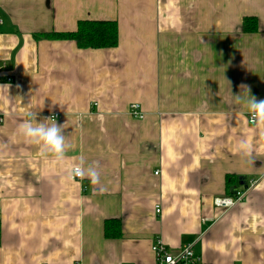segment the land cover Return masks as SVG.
<instances>
[{
  "label": "crops",
  "instance_id": "crops-1",
  "mask_svg": "<svg viewBox=\"0 0 264 264\" xmlns=\"http://www.w3.org/2000/svg\"><path fill=\"white\" fill-rule=\"evenodd\" d=\"M80 20L115 21L116 45L45 36ZM241 85L264 99V0H0V264H154L159 238L264 264V123ZM29 110L56 116L63 155L17 139Z\"/></svg>",
  "mask_w": 264,
  "mask_h": 264
},
{
  "label": "clouds",
  "instance_id": "clouds-1",
  "mask_svg": "<svg viewBox=\"0 0 264 264\" xmlns=\"http://www.w3.org/2000/svg\"><path fill=\"white\" fill-rule=\"evenodd\" d=\"M241 88L246 89V93L241 95L237 93L234 95V99L237 101H243L247 106L250 116V122L255 124L257 121L264 123V99L257 98L251 94V89L248 86L241 85ZM26 119L20 124L17 131V139L21 142L38 145L43 153H52L57 156H61L64 153L65 137L62 133L61 126L57 125L51 118V123H44L37 120V113L31 110L25 113ZM264 135V134H262ZM75 172L76 169H73ZM83 169L80 170L78 177L85 178L83 176ZM77 177V176H74ZM73 177V178H74ZM95 183V177H87Z\"/></svg>",
  "mask_w": 264,
  "mask_h": 264
},
{
  "label": "trees",
  "instance_id": "trees-1",
  "mask_svg": "<svg viewBox=\"0 0 264 264\" xmlns=\"http://www.w3.org/2000/svg\"><path fill=\"white\" fill-rule=\"evenodd\" d=\"M243 31L254 32L258 29L257 21L254 17H244ZM50 37H63L72 39L80 48H109L117 43V23L115 21H100V20H80L77 28L73 32L47 34ZM230 175L226 177V188L228 193L231 194L232 186ZM110 220L105 223V235H117L119 230H109Z\"/></svg>",
  "mask_w": 264,
  "mask_h": 264
},
{
  "label": "built area",
  "instance_id": "built-area-1",
  "mask_svg": "<svg viewBox=\"0 0 264 264\" xmlns=\"http://www.w3.org/2000/svg\"><path fill=\"white\" fill-rule=\"evenodd\" d=\"M130 114L133 117H136L138 119L143 118L144 114L140 110V105L138 103H133L130 105ZM51 119H55V115L50 116ZM249 122H250V116H249ZM251 123V122H250ZM73 169H76L74 172ZM72 169V177L74 179H81V177H78L80 174L81 167L75 166ZM255 182L249 181L248 184H245L246 187L242 190H235L234 196H221L216 197L213 199V204L216 207L227 209L236 202L241 201L247 190L254 185ZM156 212H160L159 206H156ZM194 243H186L181 248H179L177 251L173 252L170 251L163 243V241L159 238L151 245V250L154 254L155 263L154 264H205L202 258L197 255L194 251Z\"/></svg>",
  "mask_w": 264,
  "mask_h": 264
}]
</instances>
